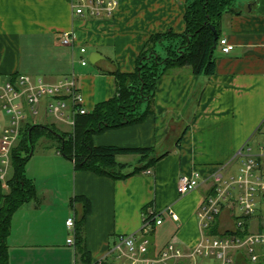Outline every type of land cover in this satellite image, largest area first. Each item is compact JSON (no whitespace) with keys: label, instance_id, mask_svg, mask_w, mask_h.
Wrapping results in <instances>:
<instances>
[{"label":"crops","instance_id":"crops-1","mask_svg":"<svg viewBox=\"0 0 264 264\" xmlns=\"http://www.w3.org/2000/svg\"><path fill=\"white\" fill-rule=\"evenodd\" d=\"M70 1L0 0V87L18 74L50 84L74 74L88 113L114 95L116 71H135L139 52L151 35L179 34L185 28L186 0H116L112 15L100 17L75 15ZM256 2L235 0L223 14L220 36L232 49L223 53L215 48L213 74L195 75L187 66L170 69L158 78L151 112L141 122L92 136L94 145L153 147L163 156L150 172L114 180L72 166L67 189L47 188L13 212L8 264H77L65 224L68 217L76 221L82 215V204H71L76 196L90 204L83 237L93 262L127 264L112 245L118 235H139L147 208L160 213L171 206L178 218L164 214L160 224L151 226L145 236L151 255L168 241L184 250L196 245L200 238L196 209L211 185L206 178L218 167L235 173L241 161L236 154L244 145L254 154H264V10ZM65 32L73 35L70 45L59 41ZM90 52L100 57L94 64L81 65L79 60H88ZM46 102L42 98L27 121L37 123L38 115L44 121L50 117L68 127L62 132H70V124L47 114ZM44 121L40 124H52ZM137 160V155L117 157L128 165ZM192 172L203 179L194 190L179 195L178 177ZM10 176L11 167L6 179ZM1 190L8 192L7 181ZM229 218L224 209L218 217L220 228L229 225ZM207 261L215 263L205 258L185 262L210 264Z\"/></svg>","mask_w":264,"mask_h":264},{"label":"built area","instance_id":"built-area-1","mask_svg":"<svg viewBox=\"0 0 264 264\" xmlns=\"http://www.w3.org/2000/svg\"><path fill=\"white\" fill-rule=\"evenodd\" d=\"M71 7L78 16H110L114 12L116 0H71ZM73 35L63 33L59 41L70 45ZM223 53H228L232 45L225 37L216 41ZM79 52L85 53L80 47ZM81 65L87 58L79 60ZM42 98H46L47 114L66 121L73 128L77 114H85L83 96L77 77L70 74L54 83H46L41 78L32 80L29 76L18 74L0 87L2 113H0V193L1 185L7 179L11 167L10 153L19 139L21 129L29 115L36 113ZM5 116L4 120L2 116ZM241 157L236 172L227 174L224 167L213 170L206 180L211 181L208 193L196 209V220L200 238L196 245L184 250L176 243L168 241L153 255L145 236L150 222L158 225L164 214L177 220L171 206L156 213L148 208L141 217L139 235H118L112 245L117 257L126 258L127 264H186V260L210 259L214 264H232L235 258L243 256L251 262L264 259V154L252 153L244 145L237 154ZM146 172H150L148 169ZM203 179L197 172L181 174L176 182V191L184 195L194 190ZM227 209L230 225L220 228L218 217ZM65 224L71 235L67 243L74 245V217H68ZM213 227L216 230L213 232ZM184 261V262H183ZM100 262V261H99Z\"/></svg>","mask_w":264,"mask_h":264},{"label":"trees","instance_id":"trees-1","mask_svg":"<svg viewBox=\"0 0 264 264\" xmlns=\"http://www.w3.org/2000/svg\"><path fill=\"white\" fill-rule=\"evenodd\" d=\"M234 1L186 0L184 31L179 34L167 31L151 35L139 52L135 71H116L114 95L95 104L91 112L77 114L70 132L60 133L46 124L28 121L24 123L19 139L10 153L11 176L7 180L8 192L0 193V264H8L7 236L13 212L25 202L36 198L35 185L25 173V165L33 154L36 141L41 137L54 138L58 143L57 153L68 159L74 170L91 171L114 180L152 168L163 156L157 155L153 147L94 145L92 136L141 122L151 112L150 105L158 78L170 69L187 66L195 75L213 74L215 48L211 26L220 35L223 14L231 10ZM256 5L259 10H264V0H257ZM143 104L145 109L142 110ZM122 155H137L138 160L134 165L118 162L117 157ZM127 167L130 170L124 171ZM75 202H80L83 208L82 215L76 221L74 219L76 263L105 264L91 261L85 247L83 227L90 211L89 201L83 196H76L71 202L72 206ZM147 209H143V213ZM150 223L151 228L154 221ZM215 230L216 227H213L212 231Z\"/></svg>","mask_w":264,"mask_h":264},{"label":"rangeland","instance_id":"rangeland-1","mask_svg":"<svg viewBox=\"0 0 264 264\" xmlns=\"http://www.w3.org/2000/svg\"><path fill=\"white\" fill-rule=\"evenodd\" d=\"M220 35H218V40ZM217 44H215V48ZM0 113H2L1 101H0ZM3 119L6 117L3 115ZM37 123H43L44 118L38 115L34 118ZM50 124L52 128L60 133L68 129L65 125L60 122L53 120L52 118H47L46 121ZM49 125V124H46ZM23 128V127H22ZM17 143V142H16ZM16 145V144H15ZM58 143L54 138H39L34 144L33 154L27 161L25 165V173L30 178L37 187L36 196H40L41 193H45L47 188L61 187L68 188L70 182V174L73 171L71 162L66 159L61 154L57 153ZM2 190L5 192L6 188L3 187ZM39 198V197H38ZM40 199V198H39ZM230 225V223H229ZM208 263H213L212 261H207ZM234 264H264V260L260 259L256 262H251L246 260L243 256L236 258Z\"/></svg>","mask_w":264,"mask_h":264},{"label":"water","instance_id":"water-1","mask_svg":"<svg viewBox=\"0 0 264 264\" xmlns=\"http://www.w3.org/2000/svg\"><path fill=\"white\" fill-rule=\"evenodd\" d=\"M211 29L213 31V35H214V43H213V48H215V44H216V39L218 37V33L217 31L215 30V28L213 26H211ZM99 54L97 52H90L89 53V56H88V61L91 63V64H94L98 58H99Z\"/></svg>","mask_w":264,"mask_h":264}]
</instances>
